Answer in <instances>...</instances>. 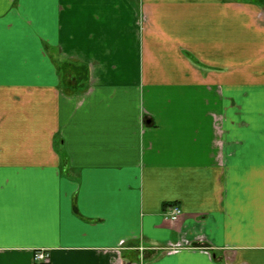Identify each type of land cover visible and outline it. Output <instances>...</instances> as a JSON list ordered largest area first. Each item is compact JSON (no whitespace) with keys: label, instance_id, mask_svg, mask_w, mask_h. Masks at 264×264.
Instances as JSON below:
<instances>
[{"label":"crops","instance_id":"1","mask_svg":"<svg viewBox=\"0 0 264 264\" xmlns=\"http://www.w3.org/2000/svg\"><path fill=\"white\" fill-rule=\"evenodd\" d=\"M38 251L264 264V0H0V264Z\"/></svg>","mask_w":264,"mask_h":264},{"label":"built area","instance_id":"2","mask_svg":"<svg viewBox=\"0 0 264 264\" xmlns=\"http://www.w3.org/2000/svg\"><path fill=\"white\" fill-rule=\"evenodd\" d=\"M181 215H182L181 209L178 206L174 205L168 208V213L165 218L170 222H176ZM48 258L49 256L47 252L38 251L33 256V262L34 264H46L48 262Z\"/></svg>","mask_w":264,"mask_h":264},{"label":"trees","instance_id":"3","mask_svg":"<svg viewBox=\"0 0 264 264\" xmlns=\"http://www.w3.org/2000/svg\"><path fill=\"white\" fill-rule=\"evenodd\" d=\"M76 72H79V73H80V71H76ZM85 73H86V70H85V71H83V73H82V74L85 76V75H86ZM82 74H81V75H82ZM83 75H82V76H83Z\"/></svg>","mask_w":264,"mask_h":264}]
</instances>
